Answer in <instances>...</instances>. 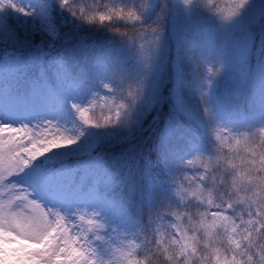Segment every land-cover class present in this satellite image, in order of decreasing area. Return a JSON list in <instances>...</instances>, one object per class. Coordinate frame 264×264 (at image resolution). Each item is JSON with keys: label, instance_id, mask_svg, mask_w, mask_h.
Returning <instances> with one entry per match:
<instances>
[{"label": "trees", "instance_id": "trees-1", "mask_svg": "<svg viewBox=\"0 0 264 264\" xmlns=\"http://www.w3.org/2000/svg\"><path fill=\"white\" fill-rule=\"evenodd\" d=\"M19 1L0 0L1 106L43 92L66 101L47 130L55 144L25 166L68 195L90 197L81 215L89 262L264 264V188L240 200L235 170L223 165L252 147L264 155V86L239 109L252 90L225 92L237 71L222 41L223 0L181 5L182 39L160 64L141 61L139 50L150 37L174 44L172 0H45L54 32L33 14L14 17ZM243 33L250 78L264 69V11ZM159 66L157 77L149 72ZM177 196L195 204L183 212Z\"/></svg>", "mask_w": 264, "mask_h": 264}, {"label": "rangeland", "instance_id": "rangeland-1", "mask_svg": "<svg viewBox=\"0 0 264 264\" xmlns=\"http://www.w3.org/2000/svg\"><path fill=\"white\" fill-rule=\"evenodd\" d=\"M156 1L153 0L154 3ZM28 3L29 1H26V4ZM187 3L189 0H172L171 32L174 44H168L166 40L161 44V39L155 37L144 39L141 43V51L139 50L141 61L145 63L154 61L160 64L162 61L169 60L171 51L176 52L177 44L182 39L180 25L183 9L181 5ZM33 11L35 12V10ZM37 11L44 14L43 24L48 27L49 32H54L52 7L47 3L39 2ZM263 11L264 0H223L219 7V16L226 30V36L222 37V41L233 52L235 57L233 66L237 71L228 81L225 92L228 91V95L239 96L238 93L240 91L245 93L246 88L252 90L248 94L247 102H237L238 109L241 106L249 107L251 100L255 99V94L264 86L263 68L255 71L248 78L247 70L242 66L248 50V37L243 33L245 23L247 20H257ZM21 12L22 10L19 8L15 9V14ZM160 66L162 68V64ZM160 66L157 70L149 72H153L157 77ZM174 102L179 110L189 113L178 95H175ZM29 105L25 111L17 114L14 121L6 122L5 120L4 123L0 116V236L11 238L8 244L0 240V264L1 259L11 260L14 255L20 254L19 244L22 241L29 243L30 248L28 247L23 252L25 255L30 253L35 255L33 263L81 264V262H73L69 256L71 244L68 242L67 233L74 227L60 216V203L52 204V194L46 193L42 188L35 185L31 190L29 188L27 190L22 183L11 180L9 176V173H19L16 172V169L13 172L8 169L11 165L9 163L12 153L21 150L23 153L30 154L35 147L34 144L24 145V135L18 130L16 122L20 118H26V112L39 118H49L52 114V103L40 105L35 112L32 110V103ZM231 158L233 161L222 164L228 169L235 170L233 178L235 187L233 189H237L239 192V199L250 201L253 199V194L259 198V194L262 193L260 188H264V181L262 178L258 179L256 175L259 173L258 170H262L264 167V155L256 147H252L241 155L231 156ZM242 160L244 166H242ZM44 194L47 197L45 201L42 200ZM174 201L180 209L188 201L195 204L194 197L188 199L187 196L186 198L177 196ZM201 209L205 210L202 207ZM209 214L211 213L209 212ZM163 242L167 241L161 239V244L166 247ZM202 252L207 253L204 248ZM172 256H177V254H172ZM179 258L182 259L180 256Z\"/></svg>", "mask_w": 264, "mask_h": 264}]
</instances>
